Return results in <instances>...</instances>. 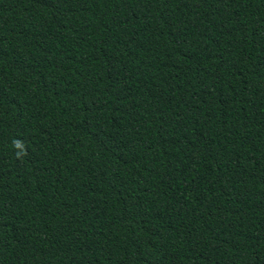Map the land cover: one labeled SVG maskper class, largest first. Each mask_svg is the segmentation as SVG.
<instances>
[{"label":"trees","instance_id":"obj_1","mask_svg":"<svg viewBox=\"0 0 264 264\" xmlns=\"http://www.w3.org/2000/svg\"><path fill=\"white\" fill-rule=\"evenodd\" d=\"M0 264H264V0H0Z\"/></svg>","mask_w":264,"mask_h":264}]
</instances>
